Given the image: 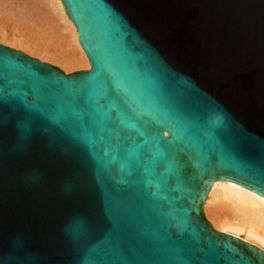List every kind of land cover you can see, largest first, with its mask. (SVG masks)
<instances>
[{
	"label": "water",
	"instance_id": "1",
	"mask_svg": "<svg viewBox=\"0 0 264 264\" xmlns=\"http://www.w3.org/2000/svg\"><path fill=\"white\" fill-rule=\"evenodd\" d=\"M88 69L0 43V264H264L201 206L264 199V0H60Z\"/></svg>",
	"mask_w": 264,
	"mask_h": 264
},
{
	"label": "bare ground",
	"instance_id": "2",
	"mask_svg": "<svg viewBox=\"0 0 264 264\" xmlns=\"http://www.w3.org/2000/svg\"><path fill=\"white\" fill-rule=\"evenodd\" d=\"M57 35L65 44L57 41ZM0 42L65 71L89 68L60 0H0ZM201 208L215 231L241 239L264 253V199L250 196L249 190L217 183Z\"/></svg>",
	"mask_w": 264,
	"mask_h": 264
},
{
	"label": "rangeland",
	"instance_id": "3",
	"mask_svg": "<svg viewBox=\"0 0 264 264\" xmlns=\"http://www.w3.org/2000/svg\"><path fill=\"white\" fill-rule=\"evenodd\" d=\"M60 23H62L61 21H60ZM24 29H26L25 27H23ZM22 28V29H23ZM60 36V35H59ZM58 35H57V41L59 40V39H61V38H59L58 39V37H59ZM59 42H62L63 44H65V42L61 39ZM1 44H3L2 42H0ZM70 44H72L71 42H70ZM3 45H5V44H3ZM6 46H8V47H10L9 45H6ZM71 46H73L74 47V44H72ZM11 48H14V47H11ZM14 49H17V50H20V51H22L21 49H18V48H14ZM22 52H24V51H22ZM25 53V52H24ZM26 54H28L27 52H26ZM28 55H30V54H28ZM30 56H32V57H35V56H33V55H30ZM35 58H37V59H39L38 57H35ZM39 60H41V59H39ZM41 61H44V60H41ZM44 62H47V61H44ZM47 63H51V62H47ZM52 64V63H51ZM53 65H56V64H53ZM56 66H58V65H56ZM59 68H61L60 66H58ZM62 69V68H61ZM81 69H84L83 67H75V68H73V69H70L69 71H65L64 69H62L63 71H65L66 73H70V72H73V71H77V70H81ZM206 217V216H205ZM208 220V219H207ZM209 221V220H208ZM209 223H210V221H209ZM211 224V223H210ZM212 225V224H211ZM215 229V228H214ZM217 230V229H216Z\"/></svg>",
	"mask_w": 264,
	"mask_h": 264
}]
</instances>
